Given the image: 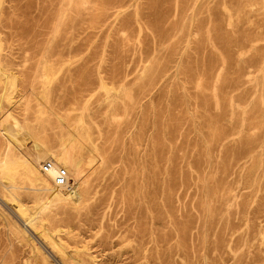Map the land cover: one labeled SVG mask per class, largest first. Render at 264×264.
Returning <instances> with one entry per match:
<instances>
[{"label": "rangeland", "instance_id": "rangeland-1", "mask_svg": "<svg viewBox=\"0 0 264 264\" xmlns=\"http://www.w3.org/2000/svg\"><path fill=\"white\" fill-rule=\"evenodd\" d=\"M0 53V264H264V0H0Z\"/></svg>", "mask_w": 264, "mask_h": 264}, {"label": "bare ground", "instance_id": "bare-ground-1", "mask_svg": "<svg viewBox=\"0 0 264 264\" xmlns=\"http://www.w3.org/2000/svg\"><path fill=\"white\" fill-rule=\"evenodd\" d=\"M75 3H76V2H75ZM68 4H69V3H68ZM71 4H72V3H71ZM68 6H69V5H68ZM226 6H227V5H226ZM227 7H228V6H227ZM69 8H70V7H69ZM68 10H69V9H68ZM72 10H73V9H72ZM69 11H70V10H69ZM59 19H60V17H59ZM64 20H65V19H64ZM61 25H62V23H61ZM57 27H58V26H57ZM59 27H60V25H59ZM58 30H59V29H58ZM56 32H57V31H56ZM56 32H55L54 34H56ZM56 35H57V34H56ZM53 36H54V35H53ZM55 37H56V36H55ZM51 39L54 40L53 38H51ZM1 41H2V40H1ZM53 42H54V41H53ZM49 43H50V42H49ZM49 43H48V44H49ZM51 45H52V44H51ZM47 46H48V45H47ZM49 46H50V45H49ZM47 50H48V49H47ZM47 52H48V51H47ZM47 54H48V53H47ZM0 55H1V53H0ZM47 58H48V56H47ZM47 58H46V59H47ZM2 63H3V62H2ZM49 63H50V62H49ZM151 66H152V65H151ZM151 66H150V67H151ZM51 67H52V66H51ZM45 68H46V67H45ZM52 68H53V67H52ZM0 69H1V68H0ZM46 69H47V68H46ZM145 69H146V68H145ZM4 70H5V69H4ZM52 70H53V69H52ZM5 71H6V70H5ZM38 71H39V70H38ZM144 71H145V70H144ZM45 72H46V71H45ZM5 73H6V72H5ZM37 73H38V72H37ZM144 73H146V72H144ZM102 74H103V73H102ZM144 75H145V74H144ZM147 75H148V74H147ZM150 75H151V74H150ZM46 76H47V74H46ZM142 76H143V75H142ZM142 76H140V77H142ZM147 77H148V76H147ZM147 77H146V78H147ZM105 78H107V77H105ZM1 79H2V78H1ZM139 79H143V78H139ZM100 80H101V79H100ZM104 80H105V79H104ZM106 81H107V80H106ZM106 83H107V82H106ZM106 83H105V84H106ZM108 84H109V83H108ZM32 88H33V87H32ZM111 88H113V87H111ZM111 88H110V89H111ZM104 89H105V88H104ZM108 89H109V88H108ZM94 90H95V89H94ZM105 90H106V89H105ZM105 90H104V91H105ZM46 91H47V90H46ZM107 91H109V90H107ZM93 92H94V91H93ZM111 92H112V91H111ZM111 92H110V93H111ZM46 93H47V92H46ZM43 94H44V93H43ZM89 95H90V94H89ZM44 96H45V95H44ZM44 96H43V97H44ZM92 97H93V96H92ZM92 97H90V98H92ZM16 98H17V97H16ZM25 98H26V97H25ZM14 99H15V98H14ZM25 100H26V99H25ZM15 101H17V100H15ZM0 105H1V104H0ZM23 105H24V104H23ZM42 106H44V105H42ZM22 107H23V106H22ZM40 107H41V105H40ZM31 108H32V107H31ZM41 109H42V108H41ZM42 110H43V109H42ZM40 111H41V110H40ZM40 111H39V112H40ZM31 112H33V111L31 110ZM52 112H53V111H52ZM4 113H5V112H4ZM21 113H22V112H21ZM25 113H26V112H25ZM46 113H47V111H46ZM90 113H91V112H90ZM6 114H7V113H6ZM30 114H31V113H30ZM30 114H27V115L29 116ZM37 114H38V113H37ZM41 114H43V113H41ZM91 114H92V113H91ZM4 115H5V114H4ZM14 115H15V114H14ZM21 115H23V117H24V114H23V113H22ZM21 115H20V116H21ZM50 115H51V114H50ZM55 115H56V113H55ZM95 115H96V114H95ZM31 116H32V115H31ZM91 116H92V115H91ZM93 116H94V115H93ZM3 117H4V116H3ZM13 117H14V116H13ZM29 117H30V116H29ZM35 117H36V116H35ZM53 117H54V116H53ZM5 118H6V117H5ZM11 118H12V117H11ZM20 118H21V117H20ZM85 118H87V117H85ZM25 119H26V118H25ZM42 119H43V118H42ZM49 119H50V118H49ZM12 120H13V119H12ZM22 120H23V119H22ZM38 120H39V119H38ZM52 120H53V119H52ZM59 120H60V118H59ZM87 120H88V119H86V121H87ZM95 120H97V119H95ZM1 121H2V120H1ZM4 121H5V120H4ZM26 121H28V120H26ZM92 121H93V120H92ZM97 121H98V120H97ZM7 122H8V121H7ZM10 122H11V121H10ZM44 122H45V121H44ZM56 122H57V121H56ZM56 122H55V123H56ZM29 123H30V122H29ZM42 123H43V122H42ZM19 124H21V123H19ZM33 124H34V123H33ZM39 124H41V123H39ZM48 124H49V123H48ZM76 124H77V123H76ZM94 124H95V123H94ZM26 125H28V124H25V128H26ZM29 125H30V124H29ZM31 125H32V124H31ZM44 125H45V124H44ZM79 125H80V124H79ZM81 125H82V124H81ZM96 125H97V124H96ZM18 126H19V125H18ZM51 126H53V125H51ZM72 126L74 127V125H72ZM77 126H78V125H77ZM84 126H86V125H84ZM90 126H91V125H90ZM4 127H5V126H4ZM12 127H13V126H12ZM14 127H15V126H14ZM30 127H31V126H30ZM40 127H41V126H40ZM79 127H80V126H79ZM82 127H83V126H82ZM91 127H93V126H91ZM5 128H6V127H5ZM22 128H23V127H22ZM31 128H32V127H31ZM46 128H47V127H46ZM62 128H63V127H62ZM88 128H89V127H88ZM17 129H18V128H17ZM34 129H35V128H34ZM36 129H37V128H36ZM36 129H35L34 131H36ZM65 129H66V128H65ZM76 129H77V128H76ZM12 130H13V129H12ZM44 130H45V129H44ZM47 130H48V129H47ZM47 130H46V131H47ZM53 130H54V129H53ZM80 130H81V129H80ZM82 130H83V129H82ZM4 131H5V130H4ZM6 131H7V130H6ZM22 131H23V130H22ZM22 131H21V132H22ZM49 131H50V130H49ZM75 131L77 132V130H75ZM92 131H93V130H92ZM30 132H31V131H30ZM86 132H87V131H86ZM10 133H11V132H10ZM13 133H15V132H13ZM82 133H83V132H82ZM75 134H76V133H75ZM7 135H8V134H7ZM20 135H22V134H20ZM20 135H19V136H20ZM42 135H44V134H42ZM56 135H57V134H56ZM85 135H86V134H85ZM100 135H101V134H100ZM40 136H41V135H40ZM78 136H79V135H78ZM6 137H7V136H6ZM14 137H15V136H14ZM30 137H31V136H30ZM35 138H36V137H35ZM54 138H55V137H54ZM42 139H43V138H42ZM42 139H41V140H42ZM13 140H14V139H13ZM66 140H68V139H66ZM18 141H19V140H18ZM18 141H17V142H18ZM21 141H22V140H21ZM27 141H28V140H27ZM33 141H34V140H33ZM14 142H15V141H14ZM39 142H40V141H39ZM61 142H62V141H61ZM6 143H7V142H6ZM8 143H9V142H8ZM20 143H21V142H20ZM4 144H5V143H4ZM14 144H15V143H14ZM21 144H23V142H22ZM21 144H20V145H21ZM44 144H45V143H44ZM46 144H48V143H46ZM50 144H51V143H50ZM50 144H48V145H50ZM7 145H8V144H7ZM64 145H65V144H64ZM16 146H17V145H16ZM39 146H40V144H39ZM69 146H70V145H69ZM71 146H72V145H71ZM74 146H75V145H74ZM1 147H2V146H1ZM18 147H19V146H18ZM20 147H21V146H20ZM24 147L26 148V146H25V145L23 146V150H24ZM48 147H49V149H50V146H48ZM76 147H77V146H76ZM10 148H11V147H10ZM4 149H5V148H4ZM20 149H21V148H20ZM43 149H44V148H43ZM56 149H57V148H56ZM63 149H64V148H63ZM63 149H62V150H63ZM34 150H35V149H34ZM36 150H37V149H36ZM60 150H61V149H59V151H60ZM46 151H47V150H46ZM54 151H55V150H54ZM3 153H4V152H3ZM12 153H13V152H12ZM43 153H44V152H43ZM51 153H52V152H51ZM54 153H55V152H54ZM77 153H78V152H77ZM20 154H22V153H20ZM32 154H33V153H32ZM49 154H50V153H49ZM52 154H53V153H52ZM52 154H51V156H52ZM67 154H68V153H67ZM70 154H71V153H70ZM4 155H5V154H4ZM12 155H13V154H12ZM28 155H29V154H28ZM37 155H38V154H37ZM54 155H55V154H54ZM54 155H53V156H54ZM78 155H79V154H78ZM30 156H32V155H30ZM35 156H36V155H35ZM44 156H45V155H44ZM75 156H76V154L74 155V157H75ZM5 157H6V156H5ZM7 157H8V156H7ZM16 157H17V156H16ZM38 157H39V155H38ZM55 157H56V156H55ZM67 157H68V156H67ZM40 158H41V157H40ZM42 158H43V157H42ZM49 158H50V157H49ZM56 158H57V157H56ZM70 158H71V157H70ZM70 158H69V159H70ZM16 159H17V158H16ZM18 159H19V158H18ZM22 159H23V158H22ZM22 159H21V160H22ZM33 159H34V158H33ZM54 160H55V159H54ZM54 160L52 159V161H54ZM58 160H59V159H58ZM73 160H74V159H73ZM1 161H2V160H1ZM5 161H6V163H7V160H6V159H5ZM24 161H26V160H24ZM33 161H34V160H33ZM33 161H31V162H33ZM44 161H46V160L44 159ZM50 161H51V160H50ZM63 161H64V160H63ZM26 162H27V161H26ZM58 162H59V161H58ZM73 162H74V161H73ZM15 163H16V161H15ZM29 163H30V162H29ZM39 163H40V162H39ZM53 163H54V162H53ZM65 163H66V161H65ZM23 164H24V163H23ZM10 165H11V164H10ZM29 165H30V164H29ZM31 165H32V164H31ZM44 165H45V164H44ZM57 165H58V163H57ZM51 166H53V165H51ZM51 166H50V168H51ZM63 166H64V164H63ZM65 166H66V165H65ZM4 167H5V166H4ZM4 167H3V168H4ZM23 167H24V166H23ZM29 167H30V166H29ZM57 167H58V166H57ZM72 167H73V166H72ZM111 167H112V166H111ZM8 168H9V164H8ZM33 168H34V167H33ZM54 168H55V167H54ZM63 168H64V167H63ZM6 169H7V168H6ZM6 169H5V172H7ZM31 169H32V168H31ZM34 169H35V168H34ZM36 169H38V166H37ZM46 169H47V168H46ZM72 169H73V168H72ZM26 170H27V169H26ZM26 170H25V171H26ZM61 170H62V168H61ZM39 171H40V169H39ZM59 171H60V170H59ZM107 171H110V169L107 170ZM104 172H105V171H104ZM32 173H33V172H32ZM28 174H29V172H28ZM54 174H55V173H54ZM106 174H107V173H106ZM20 175H21V174H20ZM25 175H26V174H23V176H25ZM33 175H34V174H33ZM4 176L6 177V174H5ZM7 176H9V175H7ZM43 176H44V175H43ZM52 177H53V176H52ZM58 177H59V176H58ZM11 178H12V177H11ZM19 178H20V177H19ZM22 178H23V177H22ZM24 178H25V177H24ZM33 178H34V177H33ZM42 178H43V177H42ZM4 179H6V178H4ZM8 179H9V178H8ZM17 179H18V178H17ZM31 179H32V178H31ZM34 179H35V178H34ZM0 180H1V179H0ZM21 180H22V179H21ZM41 180H42V179H41ZM41 180H40V181H41ZM73 180H74V179H73ZM10 181H11V179H10ZM11 182H12V181H11ZM17 182H18V181H17ZM20 182H21V181H20ZM24 182H25V181H24ZM24 182H23V183H24ZM27 182H28V181H26V184H27ZM33 182H34V181H33ZM37 182H38V181H37ZM47 182H48V181H47ZM12 183H13V182H12ZM12 183H11V184H12ZM43 183H44V182H43ZM49 183H50V181H49ZM49 183H48V184H49ZM7 184H8V183H7ZM13 184H14V183H13ZM37 184H39V183H37ZM40 184H41V183H40ZM48 184H47V185H48ZM51 184H52V183H51ZM54 184H55V183H54ZM8 185H9V184H8ZM43 185H45V184H43ZM49 185H50V184H49ZM97 185H98V184H97ZM97 185H96V186H97ZM41 186H42V185H41ZM45 186H46V185H45ZM63 186H65V185H63ZM78 186H79V184H78ZM78 186H77V187H78ZM6 187H7L6 184L0 182V188H1L0 190H2L3 192H5V191H8V192H9L8 188H6ZM23 187H24V185H23ZM18 188H19V187H18ZM63 188H64V187H63ZM44 189H45V187H44ZM46 189H47V188H46ZM52 189H53V188H52ZM56 189H57V188H56ZM58 189H59V187H58ZM58 189H57V190H58ZM66 189H67V188H66ZM66 189H65V190H66ZM40 190H41V189H40ZM48 190H49V189H48ZM59 190H60V189H59ZM62 190L64 191V189H62ZM24 191H25V190H24ZM31 191H32V190H31ZM34 191H35V190H34ZM53 191H54V190H53ZM0 192H1V191H0ZM10 192H11V191H10ZM16 192H17V191H16ZM29 192H30V191H29ZM32 192H33V191H32ZM66 192H67V191H66ZM11 193H12V192H11ZM13 193H14V192H13ZM18 193H19V192H18ZM24 193H25V192H24ZM33 193H34V192H33ZM42 193H44V192H42ZM55 193H56V192H55ZM57 193H58V192H57ZM62 193H63V192H62ZM72 193H73V191H72ZM72 193H71V194H72ZM19 194H22V193H19ZM19 194H18V195H19ZM27 194H28V193H27ZM30 194H32V193L30 192ZM66 194H67V193H66ZM66 194H65V195H66ZM13 195H14V194H13ZM18 195H17V196H18ZM28 195H29V194H28ZM28 195H27V196H28ZM40 195H41V194H40ZM54 195H55V194H54ZM59 195H60V194H59ZM68 195H69V194H68ZM75 195H76V194H75ZM0 197L3 198V195H0ZM33 197H34V196H33ZM69 197H70V195H69ZM69 197H68V198H69ZM73 197H74V195H73ZM81 197H82V196H81ZM81 197H80V198H81ZM8 198H9V196H8ZM8 198H7V199H8ZM20 198H21V197H20ZM38 198H39V197H38ZM41 198H42V197H41ZM3 199H4V198H3ZM3 199H2V200H3ZM13 199H15V198H13ZM2 200H1V201H2ZM4 200H5V199H4ZM8 200H9V199H8ZM19 200H20V199H19ZM21 200H22V199H21ZM42 200H43V199H42ZM67 200H68V199H67ZM73 200H74V198H73ZM23 201H24V200H23ZM35 201H36V200H35ZM57 201H58V200H57ZM70 201H71V200H70ZM76 201H77V200H76ZM2 202H3V201H2ZM14 202H15V201H14ZM41 202H42V201H41ZM25 203H26V202H25ZM29 203H30V202H29ZM36 203H37V202H36ZM46 203H47V201H46ZM59 203H60V201H59ZM63 203H64V202H63ZM74 203H75V202H74ZM13 204H14V203H13ZM16 205H17V208H18V209H16V210H18L19 213H21V214L23 215L22 218H23L24 216L26 217V211L22 208V205L19 204V203L16 204ZM45 205H46V204H45ZM66 205H67V204H66ZM69 205H70V204H69ZM80 205H81V204H80ZM34 207H35V206H34ZM40 207H41V206H40ZM43 207H44V206H43ZM48 207H49V205H48ZM48 207L46 206L45 210L48 209ZM57 207H58V206H57ZM57 207H56V208H57ZM38 208H39V206H38ZM73 208H74V207H73ZM77 208H78V207H77ZM4 209H5V208H4ZM28 209H29V208H28ZM52 209H53V208H52ZM57 209H58V208H57ZM38 210H39V209H38ZM40 210H41V209H40ZM43 210H44V209H43ZM45 210H44V211H45ZM76 211H77V210H76ZM52 212L54 213V211H52ZM71 212H72V211H71ZM50 213H51V212H50ZM50 213H49V214H50ZM55 215H56V214H55ZM2 216H3V215H2ZM2 216H1V217H2ZM15 216H16V215H15ZM36 216H37V214H36ZM44 216H45V215H44ZM57 216H58V215H57ZM61 216H62V215H60L59 217H61ZM69 216H70V215H69ZM45 217H46V216H45ZM72 217H73V216H72ZM43 218H44V217H43ZM46 218H47V217H46ZM55 218H56V217H55ZM63 218H64V217H63ZM30 219H31V218H30ZM34 219H35V218H34ZM36 219H37V218H36ZM37 220H38V219H37ZM53 220H55V219L53 218ZM7 221H8V220H7ZM9 221H10V220H9ZM19 221H20V219H19ZM25 221H26V219H25ZM34 221H35V220H34ZM38 221H39V220H38ZM45 221H46V220H45ZM57 221H59V219H57ZM41 222H42V221H41ZM41 222H40V223H41ZM53 222H54V221H53ZM65 222H66V221H65ZM65 222H64V223H65ZM7 223H8V222H7ZM42 223H43V222H42ZM51 223H52V222H51ZM57 223H58V222H57ZM64 223H63V224H64ZM66 223H68V222H66ZM11 224H12V223H11ZM15 224H17V223L15 222ZM20 224H22V223L20 222ZM58 224H59V223H58ZM8 225H9V224H8ZM27 225H28V223H27ZM42 225H44V224H42ZM53 225H54V224H53ZM65 225H66V224H65ZM67 225H68V224H67ZM19 226H20V225H19ZM32 226H33V224H32ZM38 226H39V225H38ZM55 226H56V225H55ZM57 226H58V225H57ZM69 226H70V225H69ZM69 226H68V228H70ZM12 227H13V226H12ZM27 227H28V226H27ZM44 227H45V226H44ZM53 227H54V226H53ZM58 227H59V226H58ZM17 228H18V227H17ZM25 228H26V227H25ZM30 228H31V227H30ZM37 228H38V227H37ZM40 228H41V227H40ZM62 228H63V227H62ZM27 229H28V228H27ZM42 229H43V228H42ZM48 229H49V228H48ZM8 230H9V229H8ZM20 230H21V229H20ZM31 230H32V229H31ZM31 230H30L29 232H31ZM44 230H45V229H44ZM57 230H58V229H57ZM45 231H46V230H45ZM45 231H44V232H45ZM19 232H20V231H19ZM32 232H33V231H32ZM41 232H42V230H41ZM6 233H7V232H6ZM34 233H35V232H34ZM34 233H33V234H34ZM46 233H47V232H46ZM61 233H62V232H61ZM24 234H25V233H24ZM38 234H39V233H38ZM50 234H51V233H50ZM63 234H64V233H63ZM66 234H67V233H66ZM39 235H40V234H39ZM42 235L44 236L45 239L47 238L45 234H42ZM59 235H60V234H59ZM10 236H11V235H10ZM54 236H56V235H54ZM50 237H51V236H50ZM62 237H63V236H62ZM7 238H8V237H7ZM16 238H17V237H16ZM18 238H19V237H18ZM48 238H49V237H48ZM63 238H64V237H63ZM53 239H54V237H53ZM10 240H11V239H10ZM49 240H51V238H49ZM54 240H55V239H54ZM16 241H17V240H16ZM42 241H43V240H42ZM47 242H48V241H47ZM51 242H52V241H50V243H51ZM53 242H54V241H53ZM55 242H57V241H55ZM14 243H15V242H14ZM39 243H40V242H39ZM41 243H42V242H41ZM58 243H59V242H58ZM60 243H61V242H60ZM56 244H57V243H56ZM65 244H66V243H65ZM84 244H85V243H84ZM14 246H17V245H14ZM44 246L46 247V245H44ZM56 247H59V246H56ZM81 247H82V246H81ZM42 248H43V247H42ZM48 248H49V247H48ZM64 248H66V247H64ZM6 249H7V248H6ZM45 249H46V248H45ZM49 249H50V248H49ZM66 249H67V248H66ZM79 249H80V248H79ZM13 250H14V249H13ZM51 250H52V248H51ZM4 251H5V250H4ZM78 251H79V250H78ZM11 252H12V251H11ZM56 252H57V251H56ZM45 253H46V252H45ZM76 253H77V252H76ZM0 254H2V253L0 252ZM7 254H8V253H7ZM81 254H82V253H81ZM54 255H55V253H54ZM90 255H91V254H90ZM8 256H9V255H8ZM14 256H15V255H14ZM56 256H57V255H56ZM59 256H60V255H59ZM70 256H71V255H70ZM0 257H1V256H0ZM57 257H58V256H57ZM71 257H73V256H71ZM6 258H7V257H6ZM53 258H55V256H54ZM77 258H78V257H77ZM1 259H2V258H1ZM61 259H62V258H61ZM64 259H65V258H64ZM80 259H82V258H80ZM72 260H73V259H72ZM75 260L77 261V259H75ZM75 260H74V261H75ZM10 261H11V260H10ZM59 261H60V260H59ZM79 261H80V260H79ZM55 262H56V261H55ZM61 262L64 263V261H61ZM69 262H70V261H69ZM70 263H71V262H70ZM65 264H66V261H65ZM68 264H69V263H68ZM85 264H86V263H85ZM87 264H88V263H87Z\"/></svg>", "mask_w": 264, "mask_h": 264}, {"label": "built area", "instance_id": "built-area-1", "mask_svg": "<svg viewBox=\"0 0 264 264\" xmlns=\"http://www.w3.org/2000/svg\"><path fill=\"white\" fill-rule=\"evenodd\" d=\"M58 180L61 184L67 185V186H71L72 185V181L70 179L67 178L66 173L64 170H62L59 174Z\"/></svg>", "mask_w": 264, "mask_h": 264}]
</instances>
